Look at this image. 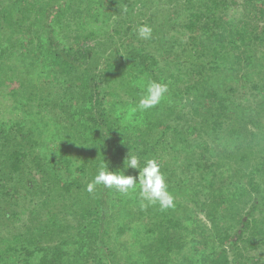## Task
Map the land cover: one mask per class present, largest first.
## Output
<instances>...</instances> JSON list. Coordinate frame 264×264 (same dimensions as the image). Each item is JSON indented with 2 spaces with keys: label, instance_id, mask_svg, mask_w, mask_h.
Here are the masks:
<instances>
[{
  "label": "trees",
  "instance_id": "16d2710c",
  "mask_svg": "<svg viewBox=\"0 0 264 264\" xmlns=\"http://www.w3.org/2000/svg\"><path fill=\"white\" fill-rule=\"evenodd\" d=\"M136 13L173 26L142 39ZM149 80L165 99L133 111ZM0 96V264H264V0H0ZM129 150L181 201L86 190ZM118 210L150 222L120 259Z\"/></svg>",
  "mask_w": 264,
  "mask_h": 264
},
{
  "label": "clouds",
  "instance_id": "9594fccd",
  "mask_svg": "<svg viewBox=\"0 0 264 264\" xmlns=\"http://www.w3.org/2000/svg\"><path fill=\"white\" fill-rule=\"evenodd\" d=\"M126 11V9H125ZM153 29L147 25L138 28L140 38L148 40L152 38ZM144 93L133 111H147L155 108L166 97L169 91L167 83L149 80L144 85ZM124 169H136L138 175H126L125 170L110 171L107 162L103 160L98 164L97 174L88 183L86 190L92 193L98 186L114 188L124 196H131L138 191L142 207L158 204L161 210L174 207V196L169 191L166 174L161 171L162 162L156 158L144 161L141 167V158L129 150ZM146 202V203H145Z\"/></svg>",
  "mask_w": 264,
  "mask_h": 264
},
{
  "label": "rangeland",
  "instance_id": "374dc122",
  "mask_svg": "<svg viewBox=\"0 0 264 264\" xmlns=\"http://www.w3.org/2000/svg\"><path fill=\"white\" fill-rule=\"evenodd\" d=\"M157 15H152V14L149 15L148 13H145V16L144 15L142 16V15H140V14L138 15V13H136L135 20L137 22H140V23H143V24H151V25H153L154 28H155L154 31L156 32V34H160V29L161 30H166L165 23L167 25L171 24L173 26V21L174 20H172L171 18H167L166 20H164L163 18L159 17L160 14H157ZM147 21L150 22V23H148ZM164 21H166V22L164 23ZM156 34H153V36H155ZM109 52H110V50L107 51V53L105 54L104 57H100L99 60H95V65H94V62H93V66H94L93 68L95 69V72H97L98 75H99V72H101V70H102V66H103L104 62L107 59L112 58L113 54L111 55V53L109 54ZM101 83L104 85V81H102ZM95 84L96 83H94V85ZM101 90H103V89H101ZM2 94H4V93H2ZM7 99H9V101H11V99L9 97H7V96L6 97L0 96V100L4 101L5 103H6ZM6 106H8V105H6ZM166 141H164V142H166ZM156 145L157 144L154 143L153 147H156ZM159 145H160V143H159ZM161 147L162 146L160 145V148L158 149V151L161 150ZM74 153L75 154H72V156H71L72 157V165H71L72 174H71V179H69V180H72V181L75 180V181H77L79 183H82V185H83V184H85L88 181L87 180L88 178L85 177V179L82 180V176L78 172V168L81 167V165L83 163L84 164L86 163V159L88 157H86L84 154L79 152V150L75 151ZM158 160L161 161V162L164 161L163 158L158 159ZM163 166L164 165H162L161 171H164L163 170ZM164 172H171L170 171V167H168ZM171 175L174 176V180H176V181H180L181 180L180 181L181 183L184 180L183 176H179L178 177L177 174H171ZM35 177H36L35 178V182H37L36 185L37 186H41L40 179L37 177V175ZM49 185H50V183H48V186ZM82 191H83V188H82ZM170 192H173V191H170ZM41 195H46V193L42 194V193L38 192L35 196H29L28 199L25 198L23 200H22V197L20 198V203L21 204L19 206V210H21L22 217H23V219L25 221H27V219L29 217V210L33 209V207H34V205H33V203L31 201L35 200V199L37 200V198L40 197ZM174 198H176V200H178V201H181V197L180 196H174ZM134 210H136L135 207H134ZM122 214H124V213L120 212V210L115 211L114 218H117V221H120V219L124 220L123 222H125V223H126L127 220H130V222L126 223V225H125L124 234H122L120 236H117L116 228H117V226L119 224L117 225L115 223V224H113L111 226V230H112L111 232H112V236H113V239H114L113 240V244L115 246L116 253H117V256H118L119 259L121 257L125 258L124 255L128 254V252L125 249H128V250H130V248L134 249V244H137L139 242L136 239L139 238V237L140 238H144L145 237L144 235L146 234V226H148V227L150 226L149 225L150 222L148 220H146V219L142 220V219H138V218H135V217L131 218L130 216H125V215H123V217L121 218L120 216H122ZM200 217L203 219V215L200 216Z\"/></svg>",
  "mask_w": 264,
  "mask_h": 264
}]
</instances>
